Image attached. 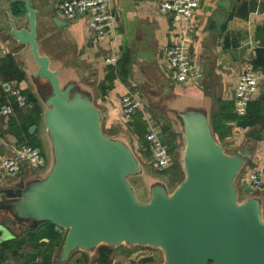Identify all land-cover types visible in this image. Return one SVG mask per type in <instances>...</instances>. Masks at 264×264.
Listing matches in <instances>:
<instances>
[{
    "label": "water",
    "instance_id": "95a60500",
    "mask_svg": "<svg viewBox=\"0 0 264 264\" xmlns=\"http://www.w3.org/2000/svg\"><path fill=\"white\" fill-rule=\"evenodd\" d=\"M228 5H217L215 28ZM22 8L26 25L16 28L6 19L8 37L28 47L34 64L28 78L43 107L50 163L43 174L0 184V243L11 233L31 236L51 225L63 236L58 264L74 251L92 255L101 245L158 249L161 264H264L261 199L238 201L233 185L250 160L251 145L227 154L213 137L205 106L166 108L180 133L183 178L170 192L152 182L147 201L137 202L127 179L141 175L142 166L122 138L102 133V114L90 92L39 54L30 0H22ZM257 99L264 102V82ZM248 138L255 140V134Z\"/></svg>",
    "mask_w": 264,
    "mask_h": 264
},
{
    "label": "crops",
    "instance_id": "0c3cea01",
    "mask_svg": "<svg viewBox=\"0 0 264 264\" xmlns=\"http://www.w3.org/2000/svg\"><path fill=\"white\" fill-rule=\"evenodd\" d=\"M58 1L30 0L35 18L37 50L47 56L51 69L60 75H72L90 92L93 106L102 114L101 128L104 124L109 126L115 120H121L119 99L130 92L144 108L142 113H135L138 115L135 119L154 120L155 114L163 115L171 125L169 152L180 153L182 146L179 147L177 139L180 133L176 122L167 116L166 108H179L183 104L205 106L214 139L217 136L213 133V120H217L222 129L219 130L220 142L215 141L225 153L233 154L243 144L251 145L250 160L233 181L237 193L247 198L249 184L246 175L261 168L264 163V102L257 99L258 87L264 82V0H226L229 2L228 11L218 28L214 27L212 17L219 10L217 5L221 0H195L197 8L186 24L172 22L167 14L157 12L159 2L172 0H109L113 28L101 38L92 36L83 19L66 22L58 16ZM6 19L11 20L16 28L25 27L22 0H0V108L14 107L10 95L13 89L19 90L26 98L27 95L32 96L35 103L29 111L14 108L10 115L0 116V159L9 157L13 147L24 146L30 140L24 137V131L33 140L39 141L42 147L45 140L43 107L28 78L34 64L28 47L16 45L9 39ZM173 45L185 48L193 67L184 84H178L171 78L165 64L164 51ZM47 48L51 49V53L47 52ZM110 55L116 59L114 64L105 61ZM245 66H250L260 80L244 116L237 117L232 112V93ZM252 118L257 120L256 124L241 127L243 120ZM30 126H35V130L28 134ZM160 133L167 144L169 138L164 131ZM251 133L255 134V140L248 138ZM124 141L136 158L146 159L145 150L142 152L139 149L137 139ZM145 161L148 165V159ZM140 165L143 167V164ZM44 171L28 170L23 166V171L14 177L1 176L0 184H15ZM7 185L4 187H9ZM252 196L261 199L262 213L264 172L263 186ZM15 228L10 230L16 232ZM44 230V227L41 228L32 237L24 236L22 231L18 236L11 233L12 239L0 243V264H58L63 236L60 234L47 250L48 240L43 238ZM35 236L38 239L31 246V239ZM115 248L107 254L95 253L94 250L91 256L74 251L62 264H122L113 260Z\"/></svg>",
    "mask_w": 264,
    "mask_h": 264
},
{
    "label": "built area",
    "instance_id": "2783aa9c",
    "mask_svg": "<svg viewBox=\"0 0 264 264\" xmlns=\"http://www.w3.org/2000/svg\"><path fill=\"white\" fill-rule=\"evenodd\" d=\"M196 8L195 0H172L157 4L159 14H167L172 22L179 24H186ZM56 13L66 22L83 19L94 38L106 36L113 28V15L109 0H59L56 4ZM262 20L264 22V12ZM163 55L171 78L178 84L186 83L193 67L185 48L181 45H173L166 48ZM105 61L114 64L116 59L110 55ZM259 80L260 76L250 66H245L239 74L232 93V112L235 116H244L248 103L256 95ZM10 95L14 107L0 108V116L10 115L14 108L23 111L32 109V103L19 90H11ZM119 108L120 116L125 122H130L137 111H143L140 102L130 92L120 97ZM144 120L147 122L148 119L144 118ZM146 127L144 142L145 149L149 153L148 165L152 171L161 172L170 166L171 155L157 126L149 121ZM23 166L28 170L42 171L45 168V160L40 156L39 150L36 151V149L22 145L13 147L9 157L0 159V177H14L23 171ZM263 172L264 163L261 168L247 173L248 196L262 188Z\"/></svg>",
    "mask_w": 264,
    "mask_h": 264
},
{
    "label": "rangeland",
    "instance_id": "374dc122",
    "mask_svg": "<svg viewBox=\"0 0 264 264\" xmlns=\"http://www.w3.org/2000/svg\"><path fill=\"white\" fill-rule=\"evenodd\" d=\"M47 52H50V48H47ZM144 111V108H143ZM142 111V112H143ZM147 111V109H146ZM140 112V113H142ZM153 113V111H152ZM136 118V117H135ZM157 120H156V119ZM154 120H146L147 122L151 121L155 126H157L158 130L161 132L164 131V134L169 138V142L172 143V135L170 132V124L165 120L163 115L155 114ZM121 120H115L116 122L113 125H102V132L105 133L108 136H112L115 138H122L123 140L126 139L127 141H131L132 138L137 139L138 143L140 144L138 147L143 152L145 150V146L143 143L144 135L146 132V123L145 120H133L132 129L129 131L126 127L125 122L120 118ZM229 122V120H222ZM221 127L218 125L217 120H213V133L216 134L217 139L220 142V134L219 130ZM43 131V130H42ZM222 131V129H221ZM225 131H227V128H225ZM134 135V136H133ZM215 136V137H216ZM167 138V140H168ZM179 147L181 148L182 143L180 142V137L178 135L177 137ZM44 140V139H43ZM133 143V142H131ZM173 143H175L173 141ZM133 145V144H132ZM137 151V150H136ZM40 156L44 158L45 160V168L44 170H47L48 165L50 163V154L48 145L46 143V140H44L43 147H40ZM146 157L147 154L145 153ZM170 155L172 156V163L171 166L163 170V172H154L150 169L149 165H146V159L142 160V157L137 156L140 163L143 164V171L142 174L136 177H132L127 179L128 184L133 190L135 199L139 203H144L147 201V195H148V187L149 185L154 182H161L166 186V189L168 192L172 191V189L182 180L183 174L181 171V167L179 165V157L180 153L176 152H170ZM45 172V171H44ZM42 172L41 174H43ZM34 173V171H32ZM37 175V174H36ZM249 197V196H247ZM244 197L242 195L237 196L238 201H242ZM262 219L264 221V206H263V212L261 213ZM116 251L113 255V260H119L122 264H161L163 260L162 252L158 249H154L151 247H141V246H124L120 245L117 246ZM128 252V253H126ZM76 254V253H74ZM91 256V255H90ZM139 260L142 262L139 263Z\"/></svg>",
    "mask_w": 264,
    "mask_h": 264
},
{
    "label": "trees",
    "instance_id": "16d2710c",
    "mask_svg": "<svg viewBox=\"0 0 264 264\" xmlns=\"http://www.w3.org/2000/svg\"><path fill=\"white\" fill-rule=\"evenodd\" d=\"M27 100L30 102V103H32V105H34V103H35V99L32 97V96H28L27 95ZM33 107V106H32ZM136 116H138L137 114H135V116H133L132 118H131V121L130 122H125V124H126V127H127V129L130 131L131 129H132V126H133V124H132V122H133V120H142V119H139L138 117H137V119H135V117ZM143 121V120H142ZM257 123V120H255V118H252V119H249V120H243L242 122H241V127H252L254 124H256ZM31 124H33V121H31ZM102 131V130H101ZM103 133V132H102ZM23 134H24V137L25 138H28V139H30L28 142H26L25 144H24V146H27V147H30V148H32V149H38L39 150V152H40V147H41V145H40V142L39 141H36V140H33L32 139V137H29L27 134H26V132L24 131L23 132ZM105 134V133H104ZM165 143V142H164ZM166 144V143H165ZM168 144V145H167ZM167 144H166V146L168 147V149H169V151H170V149H171V147H170V145H171V143L170 142H167ZM144 146H145V142H144ZM170 147V148H169ZM145 153L147 154V157H146V155H145ZM143 154H144V157H146L147 159H148V157H149V153L147 152V150L145 149V152H143ZM172 157V156H171ZM171 163H172V158H171ZM161 172H163V171H161ZM44 239H47L48 240V245H47V250L52 246V245H54L55 244V242L57 241V239L59 238V236H60V234H58L56 231H54L53 230V227L51 226V225H49V226H45L44 227ZM32 236H34V235H31V236H28V237H32ZM37 237L35 236V237H33L32 239H31V246H32V243L33 242H36L37 241ZM110 249H113V248H111V247H108V246H103V245H101V246H98V247H96L95 248V253H96V251H98V252H101V253H104V254H107L109 251H110ZM43 264H46V262H44Z\"/></svg>",
    "mask_w": 264,
    "mask_h": 264
}]
</instances>
